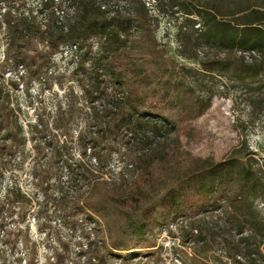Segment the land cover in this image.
I'll list each match as a JSON object with an SVG mask.
<instances>
[{
	"label": "rangeland",
	"instance_id": "374dc122",
	"mask_svg": "<svg viewBox=\"0 0 264 264\" xmlns=\"http://www.w3.org/2000/svg\"><path fill=\"white\" fill-rule=\"evenodd\" d=\"M58 1L0 0L1 261L232 264L236 221L223 227L231 217L241 235L255 239L262 255L256 263L264 264V75L201 73L196 60L177 54L183 16L174 12V1L143 0L155 42L178 72L186 71L191 88L153 90L122 71L124 58L116 54L106 58L121 72L123 82L114 84L92 65L97 39L69 50L49 32L43 7ZM103 5L131 13L127 0ZM26 16L39 24L35 36L8 30L6 20ZM197 50L199 57L224 53ZM130 106L141 117L120 126ZM79 135L88 138L89 150ZM194 158L225 161L212 195L189 189L168 201L156 220L144 213L148 242H139L126 216L138 219L149 199ZM87 196L111 216L104 220L85 210ZM169 221L174 224L163 230L161 223ZM110 239L124 246L113 250Z\"/></svg>",
	"mask_w": 264,
	"mask_h": 264
},
{
	"label": "trees",
	"instance_id": "16d2710c",
	"mask_svg": "<svg viewBox=\"0 0 264 264\" xmlns=\"http://www.w3.org/2000/svg\"><path fill=\"white\" fill-rule=\"evenodd\" d=\"M47 1L50 0H43V2ZM127 1L130 3L131 13L126 16L118 9L110 10L104 7V0H60L56 4L48 5L42 3L45 5L44 10H47L42 11L44 13L41 12L43 18L45 15V18H50L49 24H46L50 31L43 30L42 33L51 32L55 35L57 42L63 43L65 47L75 45L74 50L77 47L80 49V45L90 38L97 39V56L92 60V65L94 63L95 66H101L100 72L103 79H111L114 84L123 82L121 72L120 69L113 71L112 64H109L106 58H113L116 54L124 58L120 62L121 70L128 71L131 77L142 85L152 86L153 90L157 86H163L166 93L171 89L177 92L181 89L190 90L191 86L185 81L186 71L178 72L173 61L165 57L164 52L155 42L153 35L155 27L152 28L148 22L149 16L144 1ZM173 1L174 12L177 11L183 16V23L176 33L178 55L196 60L201 73L228 71L237 74V71L249 76L264 75V0ZM30 18L26 16V19L18 23L10 21L11 24L9 20H6L8 30L12 27V33H19L18 37L35 36L38 33L39 24L35 22L34 26L33 21H29ZM129 30H134L135 36L129 37L131 36L128 34ZM199 46L219 49L224 53L220 57H208L205 54L199 57L197 50ZM246 50H254L258 57L246 61L241 55L234 54V51ZM17 62L20 60L17 59ZM114 106L116 105L111 107L115 108ZM129 108L130 110L122 112L120 126L126 125L134 117H141L136 110H132L131 106ZM78 138L83 141V150L85 147L89 150V145L85 146L88 138L82 135ZM243 153H248V150L244 148ZM224 168V160L194 158L183 167L179 174L175 175L164 190L149 199L144 210L141 209L142 214L138 219L130 220V216H126L125 225L128 227L135 225L139 235L142 236L139 242H148L145 235L147 219L143 216L144 213L152 215L151 220H156L167 212L164 209L168 201L181 197L189 189L207 197L211 196L218 175ZM114 192L116 193L115 187ZM125 199L122 198V201H126ZM82 201V207L91 214L100 216L104 220L111 216L107 211L101 214V209L96 208L89 196L82 198ZM234 222L236 224L234 231L238 237L231 247L233 253L229 258L232 264H257L256 260L262 258V255L259 254L255 239L249 235H241L240 223L231 217L224 221L223 227L229 228ZM166 224L163 222L160 226ZM214 227L221 228V224H214ZM109 242L113 250L124 246L114 239H110ZM99 254L97 253V256ZM239 255L244 258L243 262L236 258ZM0 264H4L1 261V255ZM46 264H55V262Z\"/></svg>",
	"mask_w": 264,
	"mask_h": 264
},
{
	"label": "built area",
	"instance_id": "2783aa9c",
	"mask_svg": "<svg viewBox=\"0 0 264 264\" xmlns=\"http://www.w3.org/2000/svg\"><path fill=\"white\" fill-rule=\"evenodd\" d=\"M69 50H74L75 45H71L70 47H66ZM238 55H241L243 57L244 60L249 61L252 58H257L258 54L254 51V50H246V51H236ZM174 223L172 222H168L166 224V226L164 225V227L162 226L161 228H163V230H167L168 227H170L171 225H173Z\"/></svg>",
	"mask_w": 264,
	"mask_h": 264
}]
</instances>
